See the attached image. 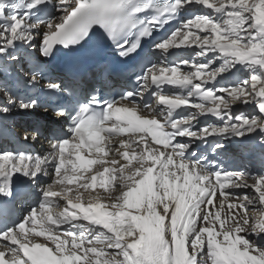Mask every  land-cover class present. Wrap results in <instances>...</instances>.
Wrapping results in <instances>:
<instances>
[{
  "label": "snow or ice",
  "instance_id": "6c2138e0",
  "mask_svg": "<svg viewBox=\"0 0 264 264\" xmlns=\"http://www.w3.org/2000/svg\"><path fill=\"white\" fill-rule=\"evenodd\" d=\"M98 36L164 61L118 98L41 84L38 57ZM9 62L3 117L41 106L20 88L71 102L52 110L60 129H25L43 154L0 145V264H264V0H0ZM233 146L260 167H225Z\"/></svg>",
  "mask_w": 264,
  "mask_h": 264
},
{
  "label": "bare ground",
  "instance_id": "6f19581e",
  "mask_svg": "<svg viewBox=\"0 0 264 264\" xmlns=\"http://www.w3.org/2000/svg\"><path fill=\"white\" fill-rule=\"evenodd\" d=\"M57 15H59V13ZM182 55H185V53H183ZM21 114L24 115L25 113L21 112ZM13 123H15V121H13ZM205 147H206L205 145H200V147H199V149H197V151L199 150L200 152L205 153Z\"/></svg>",
  "mask_w": 264,
  "mask_h": 264
}]
</instances>
